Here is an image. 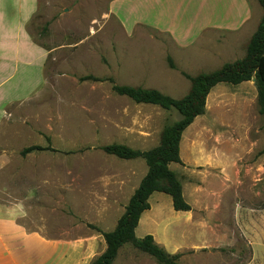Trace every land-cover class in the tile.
Here are the masks:
<instances>
[{"label": "rangeland", "instance_id": "374dc122", "mask_svg": "<svg viewBox=\"0 0 264 264\" xmlns=\"http://www.w3.org/2000/svg\"><path fill=\"white\" fill-rule=\"evenodd\" d=\"M6 1L12 20L19 2ZM231 1L225 0L226 8ZM242 1L252 10L250 22L237 35L213 39L220 43L213 46L222 52L213 59L211 50V55L199 53L201 43L184 48L165 32L133 28L131 3L39 0L29 31L49 51L45 82L42 85L40 71L32 70V80L38 77L41 83L24 88L25 101L9 109L0 129V264H45L47 257H57L55 245L40 234L50 240L95 235L98 241L91 257L103 253L106 243L100 231H112L125 210L113 194L123 193L120 175L134 166L132 160L107 155L101 148L113 143L143 146L137 142L140 130L154 139L144 144L151 148L163 127L181 119L176 110L117 95L108 79L184 97L190 82L183 73L212 72L244 57L263 10L257 0ZM112 7L124 14L120 13L125 29L114 16H105ZM11 72L13 83L21 71ZM88 76L102 81H80ZM214 91L225 101L211 95L204 115L193 122L194 135L183 138V152L185 157L201 144L223 154H238L247 150L251 137L254 149L241 158L249 171L242 172L240 196L235 198L239 219L222 221L207 217L206 211L194 215V227L177 230L181 242L176 253L182 254L181 264H264V118L253 88L221 83ZM244 93L248 95L242 99ZM31 146L45 150L23 155ZM137 161L148 170L143 159ZM169 166L178 169L176 163ZM156 193L170 205L169 195ZM8 207L19 210L15 224L8 219ZM113 264L158 263L125 244Z\"/></svg>", "mask_w": 264, "mask_h": 264}, {"label": "crops", "instance_id": "0c3cea01", "mask_svg": "<svg viewBox=\"0 0 264 264\" xmlns=\"http://www.w3.org/2000/svg\"><path fill=\"white\" fill-rule=\"evenodd\" d=\"M116 1L131 3L132 14L135 15V18L132 19L133 28L144 27L165 32L184 48L201 43L202 48L199 53L211 55L209 51L211 50L213 59L222 54L219 48L213 46V44L220 43L213 42V39L223 40L225 34H239L240 30L250 22L252 13L251 8L249 10L250 2L247 7L242 0H232L228 8H226L225 0ZM17 2H19L20 8L14 15V19L9 20L8 17L11 15L7 13L6 9L8 2L0 0V129L9 114V109L16 103L25 101L21 98L25 94L24 88L31 87L33 83L34 85L39 84L42 80V85L44 84V72L49 53L34 40L29 31V25L38 11L39 0H17ZM34 5L35 11L33 10ZM116 10L112 7L105 16H114L125 29V22L121 16L124 14L119 12L117 7ZM11 14L13 15V12ZM132 20L129 19V21ZM200 40L202 41L199 42ZM11 70L21 71V76L13 83V73H9ZM32 70L40 71V74H43V79L39 80L37 77L34 82L31 76ZM240 85L242 88H253V95L257 97L255 82L249 81ZM217 86L211 90L207 102L213 94H216L218 102L225 101L224 96L214 93ZM247 95V93L242 94V99ZM194 123L183 133L180 143V156L183 164H178V169L174 171L182 183L184 198L192 210L177 212L174 210L172 202L170 205L163 204L161 200L163 197L156 195L155 192L149 198L150 209L142 213L136 228V236L143 238L152 235L156 243L170 254H177L176 249L181 242L180 238L176 236L177 230L194 227L196 222L194 215L203 216L206 211L207 217L222 221L229 218L236 222L239 219L235 218L237 213L235 198L240 196L242 172L249 171V168H246L244 163L242 164L241 158L249 150L254 149L251 147L254 145V141L248 136L247 150L238 154H223L216 149L210 150L205 145L196 144L193 152L185 154L184 157L183 138L189 139L194 135L193 131H190L193 129ZM139 133L141 135L137 137V142L143 146H128L145 151L159 144L160 133L151 148H145L144 144L154 139L149 138V132L140 130ZM131 162L134 168H130L120 175V182L124 184V186L122 185L123 193L119 196L113 194V199L119 205L124 203V208L148 171L143 163L140 165L137 163V159ZM139 166L141 168L138 170ZM8 209L10 211L8 219L15 224L20 216L19 210L15 207H8ZM201 225L209 228L206 222H201ZM40 237L55 245L57 252V257H47L45 264H90L95 258L91 257L98 241L95 235L67 240H50L41 234Z\"/></svg>", "mask_w": 264, "mask_h": 264}, {"label": "trees", "instance_id": "16d2710c", "mask_svg": "<svg viewBox=\"0 0 264 264\" xmlns=\"http://www.w3.org/2000/svg\"><path fill=\"white\" fill-rule=\"evenodd\" d=\"M257 1L263 10V16L256 32L247 43L244 57L226 63L212 72L199 73L194 76L183 73L190 82V89L184 97L176 99L157 89L118 85L112 78L108 79L117 95L127 97L137 104H149L164 110H176L181 115V119L163 127L159 144L152 149L142 151L118 143L101 148L105 154L122 160L143 159L148 171L130 198L116 227L109 232L100 231L106 248L90 264H113L119 250L125 244H131L135 249L146 253L158 264H181V253L170 254L156 243L152 235L137 238L136 228L142 213L150 209L149 198L155 192L169 195L173 208L177 212L192 210L184 198L183 186L178 175L170 169L169 165L183 164L180 156L182 135L197 117L204 115L208 95L215 86L221 83L240 85L255 79L258 112L264 118V0ZM168 61L169 65L175 68L171 57ZM88 80L102 81L94 76L80 79L82 82ZM37 150L45 149L31 146L24 149L22 154L27 155Z\"/></svg>", "mask_w": 264, "mask_h": 264}, {"label": "water", "instance_id": "95a60500", "mask_svg": "<svg viewBox=\"0 0 264 264\" xmlns=\"http://www.w3.org/2000/svg\"><path fill=\"white\" fill-rule=\"evenodd\" d=\"M252 81L255 82V79H253Z\"/></svg>", "mask_w": 264, "mask_h": 264}]
</instances>
